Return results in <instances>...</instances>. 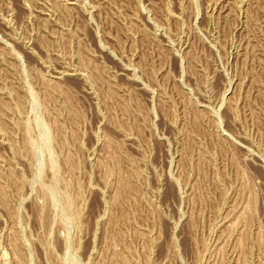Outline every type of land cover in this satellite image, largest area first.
Instances as JSON below:
<instances>
[{"label": "rangeland", "instance_id": "1", "mask_svg": "<svg viewBox=\"0 0 264 264\" xmlns=\"http://www.w3.org/2000/svg\"><path fill=\"white\" fill-rule=\"evenodd\" d=\"M0 264H264V0H0Z\"/></svg>", "mask_w": 264, "mask_h": 264}]
</instances>
